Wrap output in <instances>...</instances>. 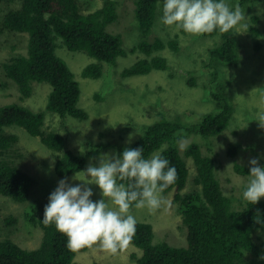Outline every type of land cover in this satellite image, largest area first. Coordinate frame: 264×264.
Masks as SVG:
<instances>
[{
    "label": "trees",
    "instance_id": "1",
    "mask_svg": "<svg viewBox=\"0 0 264 264\" xmlns=\"http://www.w3.org/2000/svg\"><path fill=\"white\" fill-rule=\"evenodd\" d=\"M102 1L101 9L85 14L80 0H0V35L7 31L29 35L27 55L13 54L6 63L0 62V72L18 86L23 101L32 96L35 83H47L52 87L46 109L39 112L17 103L0 105V149L3 153L10 151L19 141L18 136L6 133L7 128H24L49 150L58 153L55 171L64 178L80 173L89 159L98 158L111 149L122 154L126 147L143 148V157L150 158L165 145L160 155L176 168L178 178L164 193L176 191L178 212L188 228V246L177 248L165 241L155 243L154 226L137 222L132 245L142 250V256L134 253L132 260L138 264H264V237L261 240L259 235L264 232V198L256 205L247 202L243 209L237 208L234 198L226 195L217 176V158L213 154H204L198 143L190 144L184 156L178 147V142L189 132H195L208 143L226 131L234 117V101L227 89L230 78L224 67L238 66L241 61L242 45L235 29L229 33L216 30L201 35L219 36L221 42L209 50V62L205 63L210 75L208 100L215 111L203 114L196 124L188 125L181 117L171 120L163 115L160 120L144 125L142 136L134 143H92L88 145L86 155L66 150V139L62 134L45 130L49 112L80 121L90 117L79 107L82 94L79 82L57 53L59 38L70 51L86 52L98 61L84 68L82 77L86 79L102 78L103 64L116 66L120 58L127 56L122 36L108 31V27L119 20V3L116 0ZM135 2L141 41L132 50L147 57L126 68L121 74L123 80L147 76L156 70H168V61L155 54L167 48L177 53L181 51L178 39L165 42L157 37L154 42L150 41L158 18L162 17L159 0ZM254 20L255 23L261 22L258 15ZM251 33L255 38L260 35L254 25ZM257 48H261L259 43ZM115 75V80H119ZM240 148V145H232L230 155L235 157L234 153ZM188 158L194 159L196 188L182 194L190 176ZM235 171L244 176L250 174V169L238 163ZM36 184V178L12 161L0 162V194L15 203L26 204L29 224L43 231L42 242L34 249H26L11 238L1 240L0 264H80L75 260L77 254L88 249L77 253L70 251L67 237L57 231L55 224L43 223L40 204L30 202ZM3 221L10 225L17 222L13 216L4 217L0 203V224Z\"/></svg>",
    "mask_w": 264,
    "mask_h": 264
},
{
    "label": "rangeland",
    "instance_id": "2",
    "mask_svg": "<svg viewBox=\"0 0 264 264\" xmlns=\"http://www.w3.org/2000/svg\"><path fill=\"white\" fill-rule=\"evenodd\" d=\"M116 1L119 3V20L110 25L108 31L122 36L127 56L120 58L116 66L103 64L102 78H83L84 68L98 61L86 52L70 51L63 44V40L58 39L57 53L67 62L81 87L79 107L85 109L90 117L86 121H80L72 117L61 118L49 112L44 128L47 132L62 134L66 139V150L75 154L86 155L87 147L92 143L132 144L142 136L144 125L160 120L163 115L171 120L181 117L188 125H194L200 121L203 114L215 111L214 105L208 100L210 75L205 63L209 62V50L219 45L221 38L184 35L173 27L163 25L158 18L150 41L154 42L157 37L165 42L178 39L181 51L177 53L167 48L155 54L163 56L168 61V70H156L147 76L123 80L121 77L123 71L147 56L140 51L132 50L141 41V31L135 16L136 0ZM224 2L232 9L239 5L247 18L242 23L249 26L247 30L241 29V34H238L242 45L240 64L224 67V72L230 78L227 89L234 101V117L228 129L211 138L208 143L195 132H189L182 139L186 142L185 147L182 149L179 144L178 147L183 156L192 143L200 144L204 154H213L218 160L217 176L224 192L234 198L237 208L243 209L248 202L243 197V192L249 175L237 173L235 165L238 163L250 169L249 161L255 158L258 159L260 166L264 167V128L256 121L258 114L264 113V0ZM163 3L164 0H159L160 8H163ZM80 4L85 14L103 7L102 0H80ZM255 15L259 16L262 23H255ZM253 25L260 31L256 38L251 33ZM258 43L261 45L260 49L257 48ZM28 44V34H13L7 31L0 35V62L6 63L13 54L27 55ZM114 75L119 80L116 81ZM51 92V85L35 83L32 96L23 101L18 86L0 72V105L17 103L39 112L46 109ZM131 125L132 128L128 129ZM6 133L18 136L19 141L10 148V151L3 153L0 149V162L12 161L24 172L36 178L37 184L30 202L40 204L39 214H44L49 197L58 187L60 180L67 179L73 186L82 183L73 179L75 174L59 177L55 171L58 153L49 150L39 138L31 136L24 128H7ZM130 136L131 143L128 142ZM232 145L241 146L234 153L235 157L230 155ZM164 149L165 145L162 150ZM162 150L154 154L160 155ZM117 151L111 149L104 153L117 154ZM53 161L54 166L50 167ZM187 162L190 176L186 188L181 191L182 194L190 193L196 188L194 159L188 158ZM89 164L98 167L99 157L89 159L83 171H86ZM229 165L231 166L228 167ZM77 175L85 179L82 172ZM90 187L94 193L91 197L94 202L103 199L98 185L93 184ZM163 196L171 202V207L154 212L147 208H132L131 213L137 222H147L154 226L155 243L165 241L173 247H187L188 228L178 212L179 208L175 202L176 191L163 193ZM0 203L3 206L4 217L13 216L17 220L13 225L5 221L0 224V241L11 238L26 249L39 247L43 231L29 224L28 206L15 203L1 194ZM259 235L262 240L264 232ZM134 253L142 256V250L132 244L126 251L117 255H111L96 247L77 254L75 260L80 264H138L132 260Z\"/></svg>",
    "mask_w": 264,
    "mask_h": 264
},
{
    "label": "clouds",
    "instance_id": "3",
    "mask_svg": "<svg viewBox=\"0 0 264 264\" xmlns=\"http://www.w3.org/2000/svg\"><path fill=\"white\" fill-rule=\"evenodd\" d=\"M246 19L239 5L232 9L224 0H164L161 23L192 35L216 30L229 33L233 29L241 34V29L249 27L242 23ZM256 121L264 128V113L258 114ZM131 140L130 136L128 142ZM178 143L182 149L185 147L184 140ZM81 152H84L82 148ZM249 164L243 197L256 205L264 197V167L255 158ZM81 172L85 179L77 174L73 177L80 184L73 186L67 179L59 181L42 219L45 225L55 224L57 231L67 237V247L74 253L96 247L111 255L126 251L136 233L133 206L150 212L171 207L163 193L178 178L176 168L166 158L159 154L144 158L143 148L127 147L122 154L101 153L98 167L89 164ZM93 184L99 186L103 196L95 202L91 199Z\"/></svg>",
    "mask_w": 264,
    "mask_h": 264
}]
</instances>
